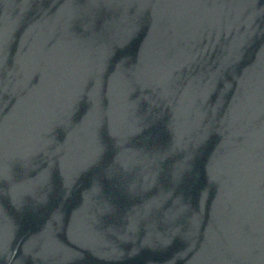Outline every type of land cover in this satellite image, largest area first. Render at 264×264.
Instances as JSON below:
<instances>
[{"label":"water","instance_id":"95a60500","mask_svg":"<svg viewBox=\"0 0 264 264\" xmlns=\"http://www.w3.org/2000/svg\"><path fill=\"white\" fill-rule=\"evenodd\" d=\"M0 264H264V0H0Z\"/></svg>","mask_w":264,"mask_h":264}]
</instances>
